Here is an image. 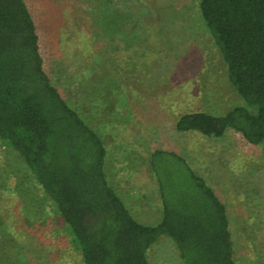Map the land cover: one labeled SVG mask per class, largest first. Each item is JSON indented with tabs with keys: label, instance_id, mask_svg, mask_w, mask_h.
<instances>
[{
	"label": "rangeland",
	"instance_id": "rangeland-1",
	"mask_svg": "<svg viewBox=\"0 0 264 264\" xmlns=\"http://www.w3.org/2000/svg\"><path fill=\"white\" fill-rule=\"evenodd\" d=\"M44 69L102 138L107 180L142 224L161 220L150 168L156 150L175 151L224 203L236 264H264V145L234 130L223 137L179 133L186 113L222 116L246 106L199 11V0H25ZM0 235L35 264H83L16 152L0 142ZM151 264H184L161 237Z\"/></svg>",
	"mask_w": 264,
	"mask_h": 264
},
{
	"label": "trees",
	"instance_id": "trees-1",
	"mask_svg": "<svg viewBox=\"0 0 264 264\" xmlns=\"http://www.w3.org/2000/svg\"><path fill=\"white\" fill-rule=\"evenodd\" d=\"M199 11L246 106L222 116L186 113L174 128L214 138L230 129L264 145V0H199ZM0 142L30 171L83 264H151L148 251L161 237L174 243L184 264H236L224 203L175 151L150 156L160 222L144 225L133 217L107 180L102 138L44 69L25 0H0ZM6 236L0 264H35Z\"/></svg>",
	"mask_w": 264,
	"mask_h": 264
},
{
	"label": "crops",
	"instance_id": "crops-1",
	"mask_svg": "<svg viewBox=\"0 0 264 264\" xmlns=\"http://www.w3.org/2000/svg\"><path fill=\"white\" fill-rule=\"evenodd\" d=\"M161 205L160 203V199H159V196H158V203H157V206L159 207ZM161 207V206H160ZM162 216V215H161ZM157 224V223H156ZM156 224H144V225H156Z\"/></svg>",
	"mask_w": 264,
	"mask_h": 264
}]
</instances>
